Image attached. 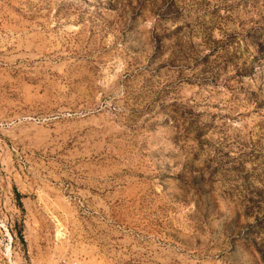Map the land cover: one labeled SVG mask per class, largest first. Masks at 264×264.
<instances>
[{
  "label": "rangeland",
  "instance_id": "rangeland-1",
  "mask_svg": "<svg viewBox=\"0 0 264 264\" xmlns=\"http://www.w3.org/2000/svg\"><path fill=\"white\" fill-rule=\"evenodd\" d=\"M0 264H264V0H0Z\"/></svg>",
  "mask_w": 264,
  "mask_h": 264
},
{
  "label": "bare ground",
  "instance_id": "bare-ground-1",
  "mask_svg": "<svg viewBox=\"0 0 264 264\" xmlns=\"http://www.w3.org/2000/svg\"><path fill=\"white\" fill-rule=\"evenodd\" d=\"M62 234H63V233L60 232V230H58V233H57V237H58V239L61 238Z\"/></svg>",
  "mask_w": 264,
  "mask_h": 264
}]
</instances>
